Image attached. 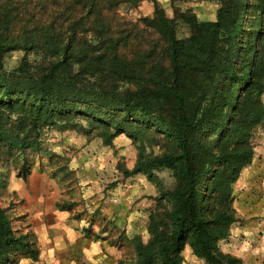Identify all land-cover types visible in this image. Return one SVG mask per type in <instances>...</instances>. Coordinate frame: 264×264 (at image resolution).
<instances>
[{
	"label": "trees",
	"instance_id": "obj_1",
	"mask_svg": "<svg viewBox=\"0 0 264 264\" xmlns=\"http://www.w3.org/2000/svg\"><path fill=\"white\" fill-rule=\"evenodd\" d=\"M141 1L152 3L151 16L115 22L123 2L136 7ZM61 2L0 5V60L20 49L39 64L32 73L29 63L21 64L25 84L17 94L0 76V142L38 151L46 131L71 128L78 116L100 128L106 145L121 134L134 137L127 131L131 123L154 128L168 143L166 151L153 156L140 149L123 178L142 173L151 179L169 170L176 184L152 199L149 237L135 238L134 264H183L186 246L203 264H241L218 245L238 221L232 187L251 163L250 141L264 120V64L256 58L264 32L259 21L246 29L248 1L217 0L212 21L181 13L189 29L183 39L156 0ZM258 3L264 10V0ZM90 79L99 83L95 93ZM119 83L134 87L119 93ZM26 169L20 167L21 176ZM20 251L37 259L34 243L14 231L0 208V264H15L9 256Z\"/></svg>",
	"mask_w": 264,
	"mask_h": 264
},
{
	"label": "rangeland",
	"instance_id": "obj_2",
	"mask_svg": "<svg viewBox=\"0 0 264 264\" xmlns=\"http://www.w3.org/2000/svg\"><path fill=\"white\" fill-rule=\"evenodd\" d=\"M4 1L0 0V5ZM61 1L56 0L57 4ZM156 1L175 24L176 36L180 39L189 36V29L179 16L181 13H189L199 21H212L218 7L217 0ZM247 1L246 29L254 30L259 21L264 32V10L261 11L259 0ZM152 12L149 1H141L136 7L123 2L113 19L126 25L149 17ZM263 44L257 49L258 65L264 64ZM243 58L245 63L251 59L246 53ZM35 59L33 54L20 49L2 54L0 76L10 79L5 81L9 91L17 94L24 89L21 64L29 63L26 68L32 73L39 66ZM89 84L90 90L97 92L99 83L90 79ZM133 87L119 83L116 91L123 93ZM2 92L0 87V94ZM259 99L264 106V91ZM79 117L74 119L76 124L71 128L46 131L42 149L38 151L22 152L0 142V208L6 209L14 231L27 235L33 243L36 219L44 221L52 211L69 210L66 212L69 218L79 220L89 232L96 230L97 236L107 235L110 245L121 252L120 264H134L135 238L145 241L149 237L148 218L155 206L152 199L158 197L161 190L174 189L176 182L169 170L156 171L151 179L142 173L124 179L123 170H132L140 149L145 155H161L168 143L154 128L131 123L127 131L134 137L121 134L106 145L99 135L100 128L90 126L87 118ZM262 122L255 127L250 141L254 153L251 163L241 170L232 187V208L238 221L231 227L229 237L218 245L222 253L239 259L241 264H264V120ZM22 165L27 167L24 177L19 170ZM9 258H15V264L30 259L23 251L12 252ZM182 259L183 264H203L191 254L188 246L182 252Z\"/></svg>",
	"mask_w": 264,
	"mask_h": 264
},
{
	"label": "crops",
	"instance_id": "obj_3",
	"mask_svg": "<svg viewBox=\"0 0 264 264\" xmlns=\"http://www.w3.org/2000/svg\"><path fill=\"white\" fill-rule=\"evenodd\" d=\"M66 212L55 210L45 222L35 220L37 259H24L21 264H120L121 252L110 245L107 235L97 236L96 230L89 232Z\"/></svg>",
	"mask_w": 264,
	"mask_h": 264
}]
</instances>
